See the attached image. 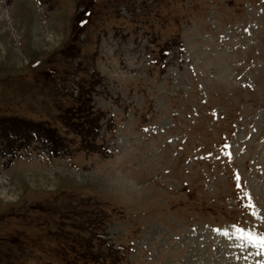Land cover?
I'll return each mask as SVG.
<instances>
[{
  "label": "rangeland",
  "instance_id": "1",
  "mask_svg": "<svg viewBox=\"0 0 264 264\" xmlns=\"http://www.w3.org/2000/svg\"><path fill=\"white\" fill-rule=\"evenodd\" d=\"M237 227L264 234V0H0V264H264Z\"/></svg>",
  "mask_w": 264,
  "mask_h": 264
},
{
  "label": "trees",
  "instance_id": "2",
  "mask_svg": "<svg viewBox=\"0 0 264 264\" xmlns=\"http://www.w3.org/2000/svg\"><path fill=\"white\" fill-rule=\"evenodd\" d=\"M81 102L82 101H80L79 103ZM84 110L85 109L83 108L82 105L77 104V106L68 108L65 114L60 115V118L63 120V123L66 124L67 128H71L76 133H79L81 136L88 139L93 129L96 128L97 126V120L94 117H90L91 114L90 115L86 114ZM29 127L30 126H28V128ZM29 131L33 132V134L38 133L44 135V133H46V135L49 137L48 140H50L51 143L54 142V140L58 142L56 140V132L58 131L57 128L43 124H38L36 128H29ZM89 251L90 254H87ZM94 251L95 250H93L92 246L89 244L88 251L86 252L85 255L81 256V259L89 262L88 264L97 261L96 260L97 256L93 253Z\"/></svg>",
  "mask_w": 264,
  "mask_h": 264
},
{
  "label": "snow or ice",
  "instance_id": "3",
  "mask_svg": "<svg viewBox=\"0 0 264 264\" xmlns=\"http://www.w3.org/2000/svg\"><path fill=\"white\" fill-rule=\"evenodd\" d=\"M255 215V213H254ZM239 237L246 240L249 244L257 248L264 249V234H259L257 231L245 230L244 228H236ZM224 235H228L227 232Z\"/></svg>",
  "mask_w": 264,
  "mask_h": 264
}]
</instances>
